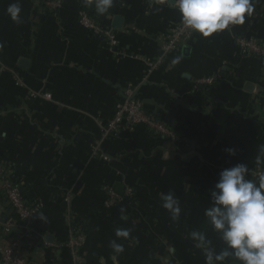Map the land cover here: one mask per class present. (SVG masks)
Masks as SVG:
<instances>
[{
  "label": "crops",
  "instance_id": "obj_1",
  "mask_svg": "<svg viewBox=\"0 0 264 264\" xmlns=\"http://www.w3.org/2000/svg\"><path fill=\"white\" fill-rule=\"evenodd\" d=\"M15 2L0 0V167L43 205L31 227L14 231L19 254L29 264H73L66 242L78 229L85 236L80 264H205L188 234L204 231L217 251L223 247L204 217L219 173L238 163L264 171L256 163L264 145V59L240 56L236 47L240 37L264 43V0H252L243 25L210 38L193 33L168 52L164 42L182 21L175 0H114L103 15L94 0H61L50 14L45 0H19L20 23L6 11ZM81 10L111 31L114 47L79 24ZM204 78L216 80L199 84ZM127 88L174 140L144 126L103 138ZM106 185L133 187L134 203L105 210ZM169 190L180 202L178 220L161 206ZM9 212L0 191V242ZM117 228L131 233L117 240L120 254L110 247Z\"/></svg>",
  "mask_w": 264,
  "mask_h": 264
},
{
  "label": "clouds",
  "instance_id": "obj_2",
  "mask_svg": "<svg viewBox=\"0 0 264 264\" xmlns=\"http://www.w3.org/2000/svg\"><path fill=\"white\" fill-rule=\"evenodd\" d=\"M114 0H94L97 14L103 15L112 8ZM182 24L188 35L199 34L210 38L233 26L243 25L246 14L253 13L252 0H175ZM7 14L15 23L21 22L19 0L10 4ZM2 46V45H0ZM178 62V61H174ZM229 156H235L237 149L227 148ZM257 165H264V145L259 148ZM251 175L248 165L238 163L219 173L218 182L210 192V205L204 210L205 222L218 236L223 247L217 251L204 231L193 230L188 237L205 258V264H264V171ZM162 208L173 220H178L181 206L175 193L169 190L161 193ZM125 209L121 208V218ZM129 229L117 228V239L110 241L116 254L123 253L124 246L118 239H128Z\"/></svg>",
  "mask_w": 264,
  "mask_h": 264
},
{
  "label": "built area",
  "instance_id": "obj_3",
  "mask_svg": "<svg viewBox=\"0 0 264 264\" xmlns=\"http://www.w3.org/2000/svg\"><path fill=\"white\" fill-rule=\"evenodd\" d=\"M45 6L50 9L59 8L61 0H46ZM178 10V9H177ZM79 24L86 30H90L95 35H102L109 39L110 46L116 45L115 36L110 30L101 28L95 20L84 10L78 13ZM182 21L174 25L164 42L163 50L177 51L188 41V35ZM237 54L243 57H256L264 59V43L251 38L236 39ZM163 58L150 62L149 69H155ZM216 79L204 78L198 80L199 84L210 86ZM133 91L126 89L125 99L116 104L114 115L103 129V138L116 135L122 132H133L138 126H144L155 135L174 140V134L159 119L146 113L143 104L132 97ZM50 98L49 94H45ZM103 202L105 210L112 209L119 205H132L134 203L135 192L133 188L124 187L123 193H118L113 186L103 187ZM0 191L4 195L7 205L10 208L9 215L2 224V238L0 242V264H29L27 259L19 254L21 249V239L14 235L17 228L28 229L34 223L37 215L43 208L42 202L37 199H27L18 185L6 175L0 167ZM85 243L84 234L78 229H72L66 247L73 258V264H80L79 255Z\"/></svg>",
  "mask_w": 264,
  "mask_h": 264
},
{
  "label": "trees",
  "instance_id": "obj_4",
  "mask_svg": "<svg viewBox=\"0 0 264 264\" xmlns=\"http://www.w3.org/2000/svg\"><path fill=\"white\" fill-rule=\"evenodd\" d=\"M45 1H46V0H45ZM42 9H43V11H44L45 13H47V14H48V13H49V14L51 13V12H50L51 10L49 11L48 8L45 6L44 3H42ZM54 12H55V11H54ZM52 13H53V11H52ZM143 108H144V106H143ZM144 110L146 111V113H148V114L154 116L156 119H158V115H155V114L152 113L151 111L148 112V110H147L146 108H144ZM167 124H168L169 127H171L169 123H167ZM171 128H172V127H171ZM156 137H157V136H156ZM157 138H158V139H159V138L164 139L165 137H161V136L158 135ZM113 188H114V190H115L116 192L121 193V194L123 193L124 187H118V186H117V187H114V186H113ZM131 188H133V187H131ZM133 190H134V192H135V189H134V188H133ZM135 193H136V192H135Z\"/></svg>",
  "mask_w": 264,
  "mask_h": 264
},
{
  "label": "water",
  "instance_id": "obj_5",
  "mask_svg": "<svg viewBox=\"0 0 264 264\" xmlns=\"http://www.w3.org/2000/svg\"><path fill=\"white\" fill-rule=\"evenodd\" d=\"M122 18L121 17H115L113 19V27L116 29H119L122 26ZM188 51V49H184V54H186V52ZM28 64V61L25 59H21L19 61V66H21L22 68H26Z\"/></svg>",
  "mask_w": 264,
  "mask_h": 264
},
{
  "label": "rangeland",
  "instance_id": "obj_6",
  "mask_svg": "<svg viewBox=\"0 0 264 264\" xmlns=\"http://www.w3.org/2000/svg\"><path fill=\"white\" fill-rule=\"evenodd\" d=\"M104 158H105V157H104ZM258 172H260V171H250V173H251L250 176H252L253 179H255V178H256V174H257Z\"/></svg>",
  "mask_w": 264,
  "mask_h": 264
}]
</instances>
